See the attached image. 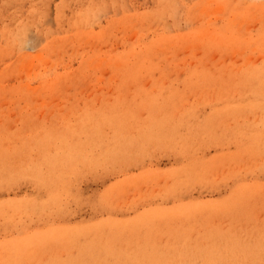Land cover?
I'll return each instance as SVG.
<instances>
[{"label":"rangeland","instance_id":"rangeland-1","mask_svg":"<svg viewBox=\"0 0 264 264\" xmlns=\"http://www.w3.org/2000/svg\"><path fill=\"white\" fill-rule=\"evenodd\" d=\"M263 68L264 0H0L5 260L264 264Z\"/></svg>","mask_w":264,"mask_h":264},{"label":"bare ground","instance_id":"bare-ground-1","mask_svg":"<svg viewBox=\"0 0 264 264\" xmlns=\"http://www.w3.org/2000/svg\"><path fill=\"white\" fill-rule=\"evenodd\" d=\"M226 26H227V25H226ZM237 33H238V31H237ZM251 42H252V41H251ZM156 43H157V42H156ZM252 43H253V42H252ZM151 44H152V43H151ZM158 44H159V43H158ZM250 45H251V44H250ZM147 47L150 48V46H147ZM153 47L156 48V46H154V45L152 46V48H153ZM143 48H144V47H143ZM143 48H142V51L144 52ZM145 48H146V46H145ZM145 48H144V49H145ZM234 48H235V47H234ZM146 49H148V48H146ZM158 49H159V48H158ZM150 50H152V49L150 48ZM143 52H142V55H143V56H142L141 58H143L144 62H146V61H148V60L150 61L149 58H148V60H146V59H147V56H145L146 58L144 59V55H146V54L149 55V53H150L151 51H146V52H147V53L145 52L146 54L143 53ZM152 52H153V51H152ZM152 52H151L150 54H152ZM137 53H138V52H137ZM139 53H141V50L139 51ZM139 55H140V54H139ZM149 56H150V55H149ZM141 58H140V59H141ZM137 60H138V59H137ZM137 60H136V61H137ZM143 60H142V62H143ZM145 60H146V61H145ZM138 62H139V61H138ZM142 62L138 63L139 65H137L136 62H135V63H136L137 66L140 67ZM135 63H133V66H135ZM148 63H149V65H143V66H141L142 69H143V71L146 69V66H149V67H150L151 61L148 62ZM142 64H144V63H142ZM151 65H152V64H151ZM193 65H194V64H193ZM133 66H131V70H132V67H133ZM139 67H138V68H139ZM143 67H144V68H143ZM134 68H135V67H133V69H134ZM140 69H141V68H139L138 71H139ZM147 69H148V68H147ZM263 69H264V68H263ZM263 69H262L261 72H264ZM131 70H130V68H127L126 71H125L126 73L122 74V76H123V75L126 76V77L128 76L127 78L129 79V78L131 77L130 75H132L133 77L135 76L136 79H137V78L139 77V76L137 77L136 74H135V73L137 72V71H136L137 68H135V69L132 70V71H131ZM128 71H129V73H128ZM130 71H131L132 73H133V72H135V73L130 74ZM239 71H240V70H238V72H239ZM238 72H237V73H238ZM121 73H122V72H121ZM138 73L140 74V76H142V73H141V72H138ZM235 73H236V72H235ZM125 74H126V75H125ZM139 74H137V75H139ZM244 74H245V72H244ZM260 74L262 75V73H260ZM236 76H237V75H236ZM238 76H239V74H238ZM135 77H134V79H135ZM239 77H240V76H239ZM243 77H244V76H243ZM243 77H242V78H243ZM124 78H125V77H124ZM127 78H126V79H127ZM128 79H127V80H128ZM131 79H133V78L131 77ZM179 81H180V80H179ZM256 81H257V80H256ZM110 82H111V81H110ZM243 82H244V81H243ZM245 82H246V80H245ZM245 82H244V83H245ZM165 83H166V82H165ZM250 83H251V82H250ZM115 85H116V84H115ZM166 86H167V85H166ZM251 86H252V85H251ZM167 87H168V86H167ZM263 87H264V86H263ZM46 88H47V87H46ZM56 88H57V87H56ZM142 88H143V87H142ZM260 88H261V87H260ZM49 89H51V88H49ZM49 89H47V90L50 91ZM52 89H53V87H52ZM250 89H251V88H250ZM53 90H54V89H53ZM142 90H143V89H142ZM248 90H249V89H248ZM38 91H39V90H38ZM51 91H52V90H51ZM145 92H146V91H145ZM168 92H169V91H168ZM215 92H216V91H215ZM43 93H44V92H43ZM52 93H53V92H51V94H52ZM241 93H242V92H241ZM37 94H38V93H37ZM118 94H119V93H118ZM160 94H161V93H160ZM49 95H50V94H49ZM119 95H120V94H119ZM149 95H150V94H149ZM149 95H148V96H149ZM245 96H247V95H245ZM245 96H243V97H245ZM243 97H242V98H243ZM115 98H116V97H115ZM154 98H155V97H154ZM217 98H218V97H217ZM140 99H141V98H140ZM166 100H167V99H166ZM166 100H165V101H166ZM256 100H257V99H256ZM42 101H43V100H42ZM138 101H139V100H138ZM167 101H168V100H167ZM167 101H166V102H167ZM261 101H262V100H261ZM204 104H205V103H204ZM245 105H246V104H245ZM173 107H174V106H173ZM248 110H249V109H248ZM248 110H247V111H248ZM154 116H155V115H154ZM247 116H248V115H247ZM113 117H114V118L117 117L116 114H115V116H113ZM113 117H108V120H107V118H106V123H107V122H110V120H111V122H112V121L115 122L114 120L111 119V118H113ZM150 117H151V116H150ZM79 118H80V117H79ZM109 118H110V119H109ZM114 118H113V119H114ZM161 118H162V117H161ZM115 119H116V122H117V120H118L119 118H118V119L115 118ZM152 119H153V118H152ZM157 120H158V119H157ZM70 121H71V120H70ZM233 121H234V120H233ZM111 122H110V123H107V124H108V125L110 124V125L112 126L113 123L111 124ZM157 122H158V121H157ZM169 122H170V121H169ZM259 122H260V121H259ZM183 123H184V122H183ZM173 124H174V123H173ZM181 124H182V123H181ZM251 124H252V123H251ZM263 124H264V123H263ZM120 125H121V124H120ZM155 125H156V124H155ZM178 125H179V124H178ZM182 127H183V126H182ZM74 128H75V127H74ZM185 128H186V127H185ZM68 129H69V128H68ZM151 130H152V129H151ZM184 132H185V131H184ZM72 134H74V133H72ZM173 134H174V133H173ZM115 135H116V134H115ZM115 135H114V136H115ZM179 135H180V134H179ZM74 137H76V136H74ZM187 137H188V136H187ZM203 137H204V136H203ZM254 138H255V137H254ZM6 139H7V138H6ZM126 139H127V138H126ZM183 140H184V139H183ZM75 141H77V140H75ZM75 141H74V142H75ZM145 141H146V139H145ZM74 142H73V143H74ZM161 142H162V141H161ZM75 143H76V142H75ZM80 143H81V142H80ZM147 143H148V142H147ZM146 147H147V146H146ZM68 149H69V148H68ZM259 150H260V149H259ZM13 152H14V150H13ZM13 152H12V153H13ZM245 153H246V152H245ZM58 154H59V153H58ZM58 154H57V155H58ZM162 154H163V153H162ZM57 155H56V156H57ZM64 155H65V154H64ZM11 156H12V155H11ZM238 156H239V155H238ZM62 158H63V157H62ZM17 160H18V159H17ZM55 160H57V159H55ZM55 160H54V163H55ZM67 160H68V159H67ZM35 161H36V160H35ZM59 161H60V160H59ZM61 161H62V160H61ZM64 162H65V161H64ZM67 163H68V162H67ZM61 164H62V163H61ZM31 165H32V164H31ZM33 165H34V164H33ZM38 165H39V164H38ZM2 166H3V165H2ZM36 166H37V165H36ZM36 166H35V167H36ZM32 167H33V166H32ZM46 169H47V168H46ZM66 171H67V170H66ZM4 172H5V171H4ZM48 172H49V171H48ZM49 173H50V172H49ZM58 173H59V172H58ZM236 173H237V172H236ZM30 174H31V173H30ZM178 174H179V172H178ZM28 176H29V175H28ZM173 176H174V175H173ZM23 177H24V176H23ZM23 177H22V178H23ZM46 177H47V176H46ZM218 177H219V176H218ZM64 178H65V177H64ZM169 178H171V177H169ZM36 179H37V178H36ZM26 180H27V179H26ZM35 181H36V180H35ZM38 181H40V180H38ZM45 182H48V181H44V183H45ZM31 183H32V182H31ZM31 183H30V184H31ZM136 183H137V182H136ZM141 183H142V182H141ZM141 183H140V184H141ZM182 183H183V182H182ZM50 184H51V182H50ZM11 187H12V186H11ZM51 187H52V186H51ZM117 187H118V186H117ZM177 188H178V187H177ZM110 189H111V188H110ZM113 189H114V188H113ZM136 190H137V189H136ZM106 191H107V190H106ZM156 191H157V190H156ZM61 193H62V192H61ZM147 193H148V192H147ZM107 194H108V192H107ZM133 194H134V193H133ZM153 195H155V194H153ZM147 197H148V196H147ZM49 200H50V199H49ZM49 200H48V202H49ZM55 201H56V200H55ZM51 202H53V200H52ZM44 204H45V202H44ZM47 204H48V203H47ZM157 204H158V203H157ZM8 207H9V206H8ZM57 208H58V206H57ZM21 209H22V208H21ZM37 209H38V208H37ZM35 210H36V208H35ZM12 211H13V210H12ZM31 211H32V210H31ZM6 213H7V212H6ZM9 213H10V212H9ZM9 213H8V215L6 216V217H7V219H6L7 221H8L9 218H11V217L9 216ZM51 213H52V212H51ZM14 214H15V213H14ZM19 214H20V213H19ZM46 215H47V214H46ZM15 216L19 217L18 215H15ZM8 217H9V218H8ZM17 217H16V218H17ZM26 217H27V216H26ZM28 217H29V216H28ZM9 220H10V219H9ZM22 220H23V219H22ZM19 223H21V222H18V224H19ZM19 228H20V226H19ZM25 229H26V228H25ZM70 229H71V228H70ZM70 229H69V230H70ZM67 230H68V229L66 228V231H67ZM69 230H68V231H69ZM71 230H72V229H71ZM151 230H152V229H151ZM140 232H141V231H140ZM62 234L64 235V237L66 236L65 229H64V233H62ZM67 234H69V233H67ZM63 235H62V236H63ZM62 236H61V238H62ZM59 237H60V236H59ZM1 238H3V237H1ZM9 238H10V237H9ZM37 238H38V237H36V239H37ZM49 238H50V237H49ZM61 238H59V239H61ZM36 239H35V240H36ZM62 239H63V238H62ZM140 239H141V238H140ZM30 240H31V239H30ZM30 240H29V242H31ZM64 240H65V239H64ZM138 240H139V239H138ZM14 241H15V240H14ZM16 241H17V240H16ZM16 241H15V242H16ZM32 241H34V239H33ZM17 243H19V242H17ZM17 243H15L16 245H15V244L12 245V246H13L12 248H13V254H14V256H13V254H11V256H12V259H10L11 261H10L9 259H8V260H5L6 256L4 257V254L6 253V251H5V253L3 254V252H4V251H3V246H4V248H5V245L2 246V251H3V252L0 251V252H2L1 255H0V258L4 257V259H3V258H2V259L5 260V262H4L5 264H20V262H21V260H20V259H21L20 256H21V255H20V256L18 255L19 252L16 253L17 250H19V246H17ZM21 243H23V242L21 241L20 244H21ZM10 244H11V243H10ZM10 244H9V247L11 248V245H10ZM162 244H163V243H162ZM241 245H242V244H241ZM6 246H7V245H6ZM22 246H23V245H21V247H22ZM0 247H1V246H0ZM21 247H20V248H21ZM10 248H9V250H10ZM22 249H23V248H22ZM10 251H11V250H10ZM258 251H259V250H258ZM8 252H9V251H7V253H8ZM9 253H10V252H9ZM11 253H12V251H11ZM2 255H3V256H2ZM9 255H10V254H9ZM1 256H2V257H1ZM11 256H10V258H11ZM23 257H24V256H23ZM138 259H139V258H138ZM6 261H8V262H6ZM46 263H48V262H46ZM66 263H67V262H66ZM68 263L71 264V262H68Z\"/></svg>","mask_w":264,"mask_h":264}]
</instances>
